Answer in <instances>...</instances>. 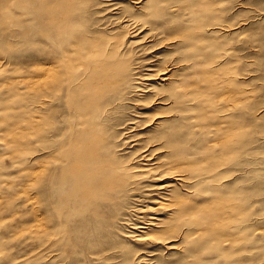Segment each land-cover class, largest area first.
<instances>
[{"label":"bare ground","instance_id":"bare-ground-1","mask_svg":"<svg viewBox=\"0 0 264 264\" xmlns=\"http://www.w3.org/2000/svg\"><path fill=\"white\" fill-rule=\"evenodd\" d=\"M27 1L37 7L45 55L0 83L8 104L0 107V146L19 165L24 189L43 180L67 188L61 204L71 200L99 224L110 206L135 196L143 216L131 233L155 235L139 234L137 264H205L213 254L231 263L242 244L240 207L236 192H223L221 167L252 126L240 115L248 93L234 86L238 54L225 44L232 27L220 0ZM110 9L121 21L114 34L93 19ZM12 18L25 22L20 10ZM151 43L143 51L155 54L136 52ZM131 104L142 111L121 121ZM137 127L145 129L130 133ZM34 138L45 147L30 146ZM28 200L40 205L38 195ZM118 219L130 222L128 211ZM35 222L39 229L42 218ZM164 250L176 260L166 262Z\"/></svg>","mask_w":264,"mask_h":264},{"label":"rangeland","instance_id":"rangeland-1","mask_svg":"<svg viewBox=\"0 0 264 264\" xmlns=\"http://www.w3.org/2000/svg\"><path fill=\"white\" fill-rule=\"evenodd\" d=\"M218 7L225 23L232 27L226 35L225 44L228 49L235 47L238 54L232 68L238 76L234 86H241L248 93L240 115L252 127L245 136V146L228 155L221 167L224 194L232 198L234 192L237 195L242 244L231 263L213 254L205 258V264H264V0H220ZM18 10L24 13L25 22L22 25L12 18L14 11ZM33 10L37 12V7H30L27 0H0V59L5 64L0 69V83L15 79L45 55L40 19L32 15ZM114 12L111 9L102 10L100 15H94L97 26L104 32L114 34L119 29L120 15H114ZM143 45L135 48L143 57L158 51L150 50L148 54V51H143L144 48H150L154 43ZM160 52L159 55H165ZM143 72H146L145 68ZM4 96L0 93V99ZM131 106V110H124L121 121L142 111L133 104ZM0 107H8L7 102L1 100ZM143 129L137 127L130 133ZM30 146L39 150L45 147L38 138H34ZM5 149L0 146V264H137L132 259L135 254H143L139 234L147 240L155 235L153 231L131 233V225L138 223L143 216L139 209L141 206L135 209L138 204L135 196L110 206L111 212H104L101 224L96 223L93 217L78 211L71 200L67 205L61 204L67 188L64 192L53 190L48 180H43L37 187L25 190L19 165L3 154ZM24 156L26 161L30 154ZM37 195L40 205L33 207L28 198ZM127 211L130 222L118 219ZM36 218H42L39 229L34 228ZM43 218L49 224L46 231L43 229ZM95 226L99 228L98 232ZM112 253L114 255L106 260ZM160 253L166 255V262L169 258L176 260L173 253L168 256L170 252L167 253V250ZM96 256H101V260H95ZM138 264L160 262L155 259Z\"/></svg>","mask_w":264,"mask_h":264}]
</instances>
